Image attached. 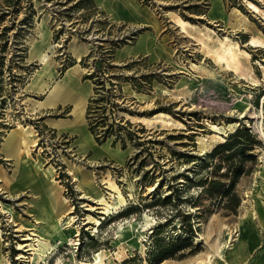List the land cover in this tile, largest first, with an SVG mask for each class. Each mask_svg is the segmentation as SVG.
Here are the masks:
<instances>
[{
    "label": "rangeland",
    "instance_id": "obj_1",
    "mask_svg": "<svg viewBox=\"0 0 264 264\" xmlns=\"http://www.w3.org/2000/svg\"><path fill=\"white\" fill-rule=\"evenodd\" d=\"M97 1L0 0V264H95L99 252L103 264H219L220 245L239 228L241 210L264 201V183L255 185L264 163V13L252 11L248 0H224L225 11L211 18L213 0H140L164 21L169 16L189 24L185 30L168 27V59L122 60L119 48L141 30L114 21ZM251 1L264 11V0ZM252 36L263 44L250 45ZM227 47L235 49L241 67L218 61ZM40 50L49 56L44 68ZM80 50L78 59L73 51ZM70 67L79 69L75 82L48 107L42 99ZM38 70L48 76L42 92L32 88ZM127 81L137 90L140 85L147 100L130 97ZM90 85L82 116L79 97ZM94 97L103 100L91 102ZM90 104L97 106L91 118ZM161 112L173 124L155 118ZM131 115L154 119L143 124ZM51 120L67 122L66 128ZM91 121L99 135L106 132L102 142L89 131ZM238 128L249 129L253 143L229 159V151L210 155ZM12 129L26 138L21 155L28 160L2 151ZM25 164L29 175L17 172ZM113 185L126 201L106 211L100 200ZM52 206L59 217L73 216L60 230L71 239L53 237L34 259V234Z\"/></svg>",
    "mask_w": 264,
    "mask_h": 264
},
{
    "label": "crops",
    "instance_id": "obj_2",
    "mask_svg": "<svg viewBox=\"0 0 264 264\" xmlns=\"http://www.w3.org/2000/svg\"><path fill=\"white\" fill-rule=\"evenodd\" d=\"M159 1L165 3V2H177V1H188V0H159ZM195 1H201V0H195ZM213 1L210 2V8L208 10V15L210 18H211L210 14L212 13L215 14V8H219V7L221 8V10L219 9L217 10V12L225 11L224 0H213ZM97 3L99 8L105 11L106 13H108L114 21L123 22L126 23L131 28H139L141 30L138 33V35L135 37V40L133 42L126 43L119 48L118 54L120 59L129 60L140 56H146L150 60H159V59H168L172 55L173 46L171 44V38L169 35L168 27L169 26H173V27L175 26L176 28L179 27L175 18L168 16V19L164 21V19L159 16V14L155 11V9L152 6L142 3L140 0H98ZM220 17H222V15L216 16L215 19ZM83 52H84L83 50H80L77 53L73 51L76 57L77 56L81 57ZM67 71L61 76L62 78L60 79L61 84L56 87V90L50 91V93L49 94L47 93L46 96L42 99V101L49 102L47 105L48 107H53L60 100H63L64 98L58 99V91L65 89L66 91L65 93L67 94V87H69L68 84L70 85L75 82L74 81L75 75L73 74L78 73L79 69H77V67L76 68L70 67L67 69ZM52 77L54 78V76ZM47 80H48V76L43 77L41 81H39L37 84H34V87L32 88L41 92L42 90L45 91ZM57 80H59V78ZM123 86L130 97L141 100L140 97H138L137 95L138 92L140 94L143 93L142 95L146 96L143 99V101L147 100L148 98L147 96L149 94L144 91L135 89L131 84V82L129 81L125 82V85ZM90 90H91L90 92L89 91L85 92L81 97H79L81 99L80 101L82 104L81 106L82 116L84 114L87 99L92 95L93 92V87L91 85H90ZM67 120L71 121V119H67ZM133 120L134 119H132V121ZM133 122H139V121H133ZM66 123L64 124V123L52 122L51 120V124H53L57 128L59 126L66 128ZM84 126L86 125L84 124ZM116 153L117 152H112L111 154L115 156ZM257 180L258 182H256ZM257 180L255 181V185L257 186L259 185L261 186L264 183V181H262L260 178H257ZM255 202H256L255 207H252L250 210H244V209L241 210L239 223H238L239 228L238 229L236 228L237 232L240 231V234L236 235L235 234L236 232L232 230L234 234L232 233L233 236H232V240H231L232 242L230 248L226 251L223 257H220L221 261L219 262V264H264V201L262 203L260 201L255 200ZM254 211H256V213H254ZM229 238L230 237L228 236L226 239L229 240ZM224 257H226V259H224Z\"/></svg>",
    "mask_w": 264,
    "mask_h": 264
},
{
    "label": "bare ground",
    "instance_id": "obj_3",
    "mask_svg": "<svg viewBox=\"0 0 264 264\" xmlns=\"http://www.w3.org/2000/svg\"><path fill=\"white\" fill-rule=\"evenodd\" d=\"M247 4H248L249 8L252 9V11H254L256 13H261V12L264 13V11L261 9V7L259 5H257L255 2H253L251 0H248ZM219 9L221 10L220 7L219 8H215V13H218L217 10H219ZM177 23L179 25H181V29L182 30H185L186 27L189 24V22L187 20H185V19H180V20L178 19V22ZM249 44L250 45H253V46H260L261 44H263V40L261 38L257 37V36H252L251 40H249ZM222 46H224V45H222ZM227 46H229V45L227 44ZM234 50L235 49H232L231 47H227V48L224 49V51L219 52L218 55L216 56V58L218 59V61L223 62V63L225 62L228 65L231 62H233V64H235V67H238L239 68V66L241 67V65H240L241 62L239 61L238 56H237V53ZM40 52H41V62L43 64L42 68H44L46 66L47 62L49 61V56L43 50H40ZM246 53H247L246 55H248V57H249V52H246ZM77 58L80 59L81 57L80 56H77ZM42 75L43 74L41 73V70H38L32 76V81H31L32 82V85L37 84L39 81H41ZM73 75H75V74H73ZM68 80H69V78H68ZM159 89L162 92H166L167 91L166 88H163L161 86L159 87ZM48 90H50V89H48ZM142 94H140V93L137 92V95H138V97H140V99H144L146 97V96H144ZM155 116H156L155 118H157V119H159L161 121H164L167 124H170V125L173 124L172 118H170L171 116H170L169 113L161 112V113L156 114ZM131 117H132V119H135L136 121H139V122H142V123H148V122H150L151 118H153V116L148 117V116H137V115H131ZM214 127L219 128V126L216 125V124H214ZM216 128H214V129H216ZM25 129L26 128H24V130ZM17 130H19V133H20V131H21L20 129H12L11 131H9L8 135L6 136V138H5V140H4L3 144H2L3 145L2 151L6 152L7 153V156L9 158L12 157V156H14V157L16 156V157H18L19 160H21L23 158H26L25 160H28L27 157H26V155H24V156L21 155L22 154L21 149L23 147L22 145H23V143L24 144H27V140H26V138L23 135L22 136L21 135H18L17 132H16ZM80 143H81L82 147H84L86 145L85 139L81 140ZM99 149H101V148H99ZM25 165L24 166L21 165V170L17 171L19 174L24 173L25 170L27 171V174L29 172H31V169H29V165L28 164H25ZM256 175H257L258 178H260L262 181H264V163L261 165V168L257 171V174ZM256 182H258V180ZM125 201H126V199H125L122 191L120 190V188L118 186L116 187L115 185H113L112 190L110 191L109 197L108 198L106 197L103 200H100V203L104 206V209L106 211H108L110 209H113L114 210V208H118L119 206L125 204ZM54 210H55V212H54ZM69 215L70 214H65L62 217H59L60 216V213L53 206H52L51 209L45 210V214H43L41 216V218L44 217V220H43L44 221V227L43 228L41 227L42 228L41 231L37 232V234H34V235L37 236V239L36 240L38 241L39 247L38 248H34L32 246V248H30V249H37V252H35L37 255L35 257H33L34 259L35 258L42 257L45 254V252L52 246V238L53 237L59 236L60 239L62 240V242L63 241H66V240L68 241V240L71 239V237L69 235H65V234H62L60 232V230L62 229L63 220L66 218V222H70L71 218H73V216H71V215L69 216ZM68 226H71V223ZM68 230L69 231H72L73 230V227H68ZM235 232H236L235 233L236 235H239L240 234V231L237 232V229L235 230ZM232 233L234 234V232H232V230L230 229L227 232L228 236L230 237L229 240L226 239L220 245V247H222V250H221V252L219 250V252H220V255L222 257L224 256V254L226 253V251L230 248V245H231V242H232L231 240H232V236H233ZM20 244L21 245L19 247L26 246V244H24V243H20ZM31 245H33V244H31ZM21 256H23V253L22 252L19 253L18 257H21ZM95 257H96L95 264H103L102 263L103 258H102V253L101 252L97 253Z\"/></svg>",
    "mask_w": 264,
    "mask_h": 264
},
{
    "label": "trees",
    "instance_id": "obj_4",
    "mask_svg": "<svg viewBox=\"0 0 264 264\" xmlns=\"http://www.w3.org/2000/svg\"><path fill=\"white\" fill-rule=\"evenodd\" d=\"M100 71H102V69H100ZM98 72V71H97ZM89 77V76H87ZM98 83V82H97ZM99 84H102V86H99ZM110 84H112V82H110ZM114 84V83H113ZM104 86V80L100 81L98 83V86H96V92H99V89L101 87ZM138 86V85H137ZM114 87H111V89H113ZM141 86H138V89L141 90ZM108 91H110V89H108ZM99 100H103V97H94L91 99V102H98ZM97 108V106H92L90 104V106H88V117L91 118V114L92 112H96L97 110L95 109ZM263 110H264V104H263ZM108 119V115H102V122H105ZM127 124H130L129 121H127ZM110 125H114L110 124ZM121 128L124 127V125L122 123H120ZM96 126L97 124H94L92 121L90 122V130L92 131V133L95 134L96 139L99 142H102L103 140H105V134L103 135H99L98 132L96 131ZM253 137L252 134L250 133L249 129H243V128H238L235 132H233L232 134H230L228 136V138L217 144L213 150L210 152V155H218L220 153H222L223 151H229L228 155H226V157L229 159L233 156H236L238 153H241V151L246 148L249 144L253 143ZM230 170H232L230 168ZM240 170L237 169L235 170V173H238ZM226 175L228 174V172L225 173ZM231 189V185H229L226 190ZM234 196H236L238 198L237 203L238 205L240 204V197H238V195L236 193H234ZM192 230V229H191ZM131 260L134 259H125L121 264H136V263H132Z\"/></svg>",
    "mask_w": 264,
    "mask_h": 264
},
{
    "label": "built area",
    "instance_id": "obj_5",
    "mask_svg": "<svg viewBox=\"0 0 264 264\" xmlns=\"http://www.w3.org/2000/svg\"><path fill=\"white\" fill-rule=\"evenodd\" d=\"M143 1H146V0H143ZM148 2H150V3H156V2H158V0H147Z\"/></svg>",
    "mask_w": 264,
    "mask_h": 264
}]
</instances>
